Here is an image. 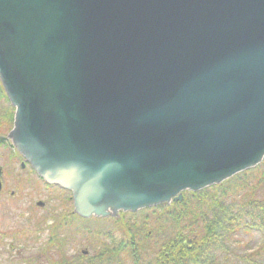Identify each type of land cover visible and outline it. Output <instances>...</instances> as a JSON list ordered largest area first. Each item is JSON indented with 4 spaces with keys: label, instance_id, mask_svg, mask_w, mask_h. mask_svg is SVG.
Returning a JSON list of instances; mask_svg holds the SVG:
<instances>
[{
    "label": "water",
    "instance_id": "water-1",
    "mask_svg": "<svg viewBox=\"0 0 264 264\" xmlns=\"http://www.w3.org/2000/svg\"><path fill=\"white\" fill-rule=\"evenodd\" d=\"M0 82L73 214L181 202L264 161V0H0Z\"/></svg>",
    "mask_w": 264,
    "mask_h": 264
},
{
    "label": "trees",
    "instance_id": "trees-1",
    "mask_svg": "<svg viewBox=\"0 0 264 264\" xmlns=\"http://www.w3.org/2000/svg\"><path fill=\"white\" fill-rule=\"evenodd\" d=\"M245 192L238 204L232 200ZM110 220L119 234L97 231L99 247L93 256L81 255L79 264H223L242 232L260 235L261 243L245 264H264V162L219 186L185 192L181 202ZM54 238L49 243L56 245ZM52 264L77 263L62 253Z\"/></svg>",
    "mask_w": 264,
    "mask_h": 264
},
{
    "label": "rangeland",
    "instance_id": "rangeland-1",
    "mask_svg": "<svg viewBox=\"0 0 264 264\" xmlns=\"http://www.w3.org/2000/svg\"><path fill=\"white\" fill-rule=\"evenodd\" d=\"M1 115L0 137H6L13 126V109L3 94ZM22 163L16 152L2 145L0 264H52L62 253L79 264L81 255L93 256L99 247L95 238L97 231L104 230L114 236L119 234L110 219L100 223L91 219L86 223L75 217L71 194L58 187H48L29 165L23 168ZM247 193L232 200L238 204ZM54 237L58 238L56 245L49 243ZM59 244H63L61 250ZM260 244V235L242 232L235 237L231 253L224 255V263L245 264L244 258L260 250Z\"/></svg>",
    "mask_w": 264,
    "mask_h": 264
},
{
    "label": "flooded vegetation",
    "instance_id": "flooded-vegetation-1",
    "mask_svg": "<svg viewBox=\"0 0 264 264\" xmlns=\"http://www.w3.org/2000/svg\"><path fill=\"white\" fill-rule=\"evenodd\" d=\"M0 100H2V88H1V85H0ZM0 130H2V115L0 116ZM0 148H2V143L0 144ZM8 148L11 150V148L9 146H8ZM26 166H28V164L23 161L22 167L25 168Z\"/></svg>",
    "mask_w": 264,
    "mask_h": 264
},
{
    "label": "bare ground",
    "instance_id": "bare-ground-1",
    "mask_svg": "<svg viewBox=\"0 0 264 264\" xmlns=\"http://www.w3.org/2000/svg\"><path fill=\"white\" fill-rule=\"evenodd\" d=\"M239 175V174H238Z\"/></svg>",
    "mask_w": 264,
    "mask_h": 264
}]
</instances>
